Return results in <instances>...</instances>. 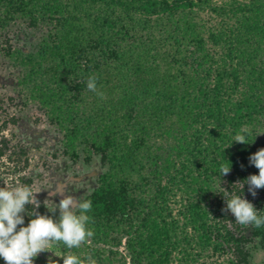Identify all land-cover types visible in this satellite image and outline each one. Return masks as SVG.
<instances>
[{
	"label": "trees",
	"instance_id": "obj_1",
	"mask_svg": "<svg viewBox=\"0 0 264 264\" xmlns=\"http://www.w3.org/2000/svg\"><path fill=\"white\" fill-rule=\"evenodd\" d=\"M19 24L34 32L26 50L6 37ZM2 36L20 105L43 113L62 155L102 168L82 199L93 235L79 248L50 242L34 264L67 255L199 264L210 254L212 264H254L250 245L264 249V226L241 230L221 209L223 195H247L264 216V188L255 198L243 188L258 174L248 157L264 147L255 137L264 129V0H0ZM90 76L102 97L87 88ZM6 101L14 98L0 97V187L30 188L14 174L28 157L10 146L17 117ZM243 127L250 144L233 142ZM48 208L36 210L52 215Z\"/></svg>",
	"mask_w": 264,
	"mask_h": 264
},
{
	"label": "clouds",
	"instance_id": "obj_2",
	"mask_svg": "<svg viewBox=\"0 0 264 264\" xmlns=\"http://www.w3.org/2000/svg\"><path fill=\"white\" fill-rule=\"evenodd\" d=\"M87 88L103 96V93L97 91L96 77L88 78ZM260 134L264 132L256 133L255 137ZM250 135H252L251 129L243 127L237 131L233 142L250 144L248 140ZM248 161L251 166L258 169V174L248 175L243 180V188L246 184L248 193L255 198L258 190L264 188V147L251 153ZM230 170L231 164L221 165L220 173L222 176H227ZM223 198L224 207L221 211L225 214L231 213L238 224L255 228L264 226V216L258 215L255 205L244 195H232L229 198L225 194ZM33 203L35 210L29 213L26 206ZM39 205L34 193L28 187H0V258L5 264H34V259L46 251L50 242H63L68 249L79 248L87 237L93 235L92 231L86 230L89 220L86 213L91 208V201H81L70 194L60 196L58 206L48 208V212L52 215L40 214L36 210ZM25 214L30 217L26 225ZM62 264H85V262L77 256L67 255L62 258ZM90 264H95V261L90 260Z\"/></svg>",
	"mask_w": 264,
	"mask_h": 264
},
{
	"label": "rangeland",
	"instance_id": "obj_3",
	"mask_svg": "<svg viewBox=\"0 0 264 264\" xmlns=\"http://www.w3.org/2000/svg\"><path fill=\"white\" fill-rule=\"evenodd\" d=\"M33 33L24 24H19L13 26L6 37L11 46L26 50L32 43ZM4 38L0 37V39ZM14 73L7 58L0 56V97L14 98L12 104L6 101V106L7 111L17 117V123L9 125L6 134L10 138V146L15 144L21 146L28 157L26 169L14 173L15 176L22 175L24 178H29L30 190L34 193L36 202L49 208L58 206V197L69 194L82 201L96 185V178L102 172L98 159L93 158L89 163L82 160L72 161L60 153L59 134L48 124L43 113L34 104L20 105ZM261 132H264V129ZM261 138L264 140V134H261ZM12 186L24 185L20 180H15ZM244 197L250 200L249 196L244 195ZM176 200L171 202L174 212L179 207ZM230 216L234 218L231 213ZM236 224L244 230V227L239 226L235 221ZM250 247L253 263L264 264V249L255 243ZM214 260H217V257L210 254L202 257L198 262L212 264Z\"/></svg>",
	"mask_w": 264,
	"mask_h": 264
}]
</instances>
